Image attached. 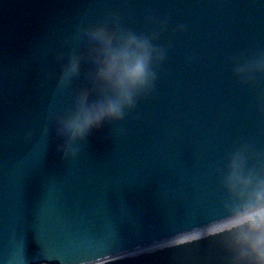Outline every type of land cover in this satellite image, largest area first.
<instances>
[{"label":"water","instance_id":"1","mask_svg":"<svg viewBox=\"0 0 264 264\" xmlns=\"http://www.w3.org/2000/svg\"><path fill=\"white\" fill-rule=\"evenodd\" d=\"M116 16L164 59L124 119L62 159L57 117L92 89L83 30ZM260 54L264 0H0V264H231L253 217L232 214L230 157L264 164V73L236 69Z\"/></svg>","mask_w":264,"mask_h":264},{"label":"clouds","instance_id":"2","mask_svg":"<svg viewBox=\"0 0 264 264\" xmlns=\"http://www.w3.org/2000/svg\"><path fill=\"white\" fill-rule=\"evenodd\" d=\"M118 24L116 16L111 27L105 22L83 30L90 45L88 58L95 65L89 74L92 89L81 90L74 109L57 117V135L65 137L58 145L62 159L75 158L80 151L78 141H86L94 129L107 122L124 119L126 112L153 87L154 64L164 59L163 50L152 45L155 36H138L119 29ZM82 58L71 56L60 77L61 88L80 73ZM257 72L264 73V54L236 69L237 75L248 80ZM93 90L97 98L90 101ZM246 151H237L230 157L223 184L235 196L232 214L253 218L236 225L226 249L231 254V264H264V164L249 168Z\"/></svg>","mask_w":264,"mask_h":264},{"label":"rangeland","instance_id":"3","mask_svg":"<svg viewBox=\"0 0 264 264\" xmlns=\"http://www.w3.org/2000/svg\"><path fill=\"white\" fill-rule=\"evenodd\" d=\"M42 264H45V263H42Z\"/></svg>","mask_w":264,"mask_h":264}]
</instances>
